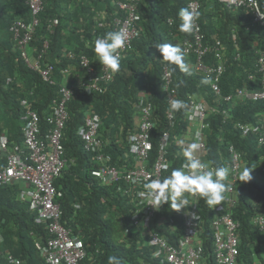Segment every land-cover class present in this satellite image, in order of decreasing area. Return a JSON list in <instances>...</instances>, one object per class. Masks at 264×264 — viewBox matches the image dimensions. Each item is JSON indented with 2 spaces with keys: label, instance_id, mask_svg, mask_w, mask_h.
Wrapping results in <instances>:
<instances>
[{
  "label": "trees",
  "instance_id": "obj_1",
  "mask_svg": "<svg viewBox=\"0 0 264 264\" xmlns=\"http://www.w3.org/2000/svg\"><path fill=\"white\" fill-rule=\"evenodd\" d=\"M190 1L139 0L137 13L140 15L141 30L130 49L122 54L119 71H111L112 79L102 85V93L88 92L78 83L67 104L68 118L62 137L65 167L54 180L56 190L61 193L56 201L62 212L61 225L83 242L86 261L93 264H107L108 256L121 258L123 264H161L152 258L149 248L138 245L141 237L133 230L130 220L137 201L119 190L122 184L106 187L91 177V171L101 166L94 161L92 154L83 150L79 131L84 127L86 114H97L100 118L98 137L107 163L119 170L132 169L134 161L128 152V137L136 132L138 112L135 105L141 96L148 95L155 124L151 133L153 147L149 166L156 157L158 141L164 132L169 133V144L166 150L167 168L161 179L186 162L179 139L186 134L193 136L195 128L186 120V108L174 111V126L168 124L161 71L164 65H169L162 60L155 46L173 43L183 49V42L191 41V33L180 31L182 21L178 16L179 10L186 8ZM197 1V20L205 38L204 44L214 45L220 41L225 47L221 92L215 95L208 83H202L204 78L191 67L189 75L175 65L172 67L176 70H170L172 88L176 99L183 100L186 105L188 97L194 96L203 98L212 109L205 119V161L211 167L226 166L227 146L232 144L242 157V170L246 166L253 168L252 179L240 181L235 190L236 205L232 216L239 223L237 264H256L257 261L264 264V234L252 222L255 216H264V177L259 171L264 166V144L258 143L256 135L244 136L236 128L237 123H253L261 118L264 102L225 101L227 96L240 89L257 87L248 81V75H255L257 80L259 78L255 49L264 54V27L254 24L244 8H229L219 0ZM257 1L264 12V0ZM42 2L44 10L31 43V52L35 54L44 42L48 44L43 63L53 67L54 86L43 82L38 73L25 65L8 31L11 22L17 18L30 21V11L24 0H0V135L5 134L11 146L22 143L24 122L19 101L28 99L31 108L39 115L41 129H46V117L52 101L58 98V85L66 83L62 71L72 67L78 69L76 62L66 58V53L71 51L76 56L84 53L98 69L100 61L94 52V41L113 31V20L119 13L115 0ZM99 14L102 15V28H97ZM54 18L58 19V25L50 31L47 24ZM168 20L172 21L171 25ZM236 54L240 55L238 61L234 59ZM184 58L189 65L194 62V57L184 54ZM204 61L215 63L211 54ZM224 110L227 117L222 114ZM17 188L18 185H11L0 189V264H10L7 255L18 259L21 264H45L37 246L44 245L50 237L47 224L36 223L35 213L17 199ZM215 207H209L203 198H199L201 264H216L211 228L216 215ZM152 227L169 243L176 244L182 237V214L172 210L169 204L162 205Z\"/></svg>",
  "mask_w": 264,
  "mask_h": 264
},
{
  "label": "built area",
  "instance_id": "obj_2",
  "mask_svg": "<svg viewBox=\"0 0 264 264\" xmlns=\"http://www.w3.org/2000/svg\"><path fill=\"white\" fill-rule=\"evenodd\" d=\"M229 8H244L252 18L254 24L264 27V12L257 0H219ZM30 11V21L15 19L11 22L8 31L20 53L25 65L39 74L41 80L51 86L56 85L52 78L53 67L43 63V56L48 44L44 42L41 50L35 54L31 52V43L40 23V15L44 10L42 0H24ZM115 7L119 13L113 20V31L124 28L128 33V41L120 54L130 49L132 41L141 30L140 15L137 13L139 0H115ZM195 12L199 11L197 0H191L187 7ZM99 14L97 28H102L103 23ZM171 25L172 21L168 20ZM58 25V19H51L47 29L52 31ZM191 41L183 42L184 54L194 57L190 64L192 70L208 79L210 90L215 95H220V80L225 72L224 50L222 43L217 41L214 45L204 44V35L196 19ZM256 53V73L249 74L248 81L255 83V89L243 88L235 94L225 98L226 102L238 100L240 102H264V54L258 49ZM211 54L215 63L207 64L204 60ZM66 58L76 62L80 72L79 85L88 92L102 93L103 84L112 79L109 68L100 63L98 69L92 64V59L86 54L76 56L73 52L66 53ZM235 60L240 55L234 56ZM71 70L64 69L62 75L67 78ZM161 79L166 93L167 111L165 113L169 126H174V111L170 108V101L176 99V92L172 88L171 71L167 65L162 67ZM10 80L8 79L7 82ZM58 98L54 99L50 111L46 117V129H41L38 113L31 108L28 99L19 101L23 109L22 143L10 145L5 134L0 135V189L6 186L18 185L17 198L28 205L31 212L35 213V221L38 224L46 222L50 237L42 246H37V251L45 264H93L86 261V251L83 242L73 236L70 229L61 225V208L56 201L61 197L54 186V180L61 175L65 167L63 159L64 148L62 145L63 130L68 118L66 107L74 95L75 85L62 83L58 85ZM138 112L136 132L128 137V152L134 161V167L130 170H119L109 165L103 153V144L98 137L100 118L97 114H86L84 127L80 129V140L83 150L92 154L93 159L101 167L91 171V177L102 186L122 184L121 192L130 195L137 202L130 216L131 224L135 232H139L140 247H147L152 252V258L161 264H201L203 250L200 245V216L198 214L199 194H189L190 205L180 212L183 219L182 237L176 244H171L167 239L152 227L157 211L149 204L141 193L144 191L143 184L150 178H161L167 166L166 150L169 144V133L164 132L158 141V151L153 163L149 166V157L152 150L151 133L154 129L153 107L148 95L141 96L135 105ZM186 120L193 126V142L201 145L197 155L204 161L206 154L205 119L207 113L212 110L203 98L188 97L186 105ZM227 117V112H222ZM236 128L244 136L256 135L258 143L264 144V115H261L253 123H237ZM192 142V143H193ZM228 161L226 166L230 168V175L226 179L230 190L225 193L222 205L215 207L211 228L213 233V251L216 264H237L239 255V239L237 231L239 223L233 219L232 209L236 205L235 190L239 185V173L242 171V157L230 144L227 146ZM184 164V163H183ZM182 164V165H183ZM182 167V166H181ZM214 168V167H213ZM264 177V166L259 169ZM254 226L264 234V216L257 215L252 219ZM161 225V223H160ZM10 264H21L11 255H7Z\"/></svg>",
  "mask_w": 264,
  "mask_h": 264
},
{
  "label": "clouds",
  "instance_id": "obj_3",
  "mask_svg": "<svg viewBox=\"0 0 264 264\" xmlns=\"http://www.w3.org/2000/svg\"><path fill=\"white\" fill-rule=\"evenodd\" d=\"M178 16L182 21L179 25L180 31L190 33L199 13L189 8H181ZM127 41L128 33L124 28L109 31L94 41V52L100 63L113 73L120 69L121 54L119 50L124 48ZM155 47L162 60L168 63L171 71L176 70L175 67H172L175 65L180 71L191 74L190 65L184 58V51L178 44L161 43ZM202 83H208V79L204 78ZM170 108L173 111H179L186 108V104L183 100L172 99ZM200 147L199 143H190L183 149L182 154L186 162L182 167L173 168L170 174L162 179L150 178L143 184L144 191L141 195L149 201L148 205L159 209L162 205L169 204L172 210L180 212L182 209L186 210L190 205H194L190 202L189 194H199L209 207L220 205L225 200V193L230 190V186L225 183L230 175V168L227 166L211 167L197 155ZM252 171L253 168L244 167L239 173V181H250ZM107 264H123V261L117 256H108Z\"/></svg>",
  "mask_w": 264,
  "mask_h": 264
},
{
  "label": "rangeland",
  "instance_id": "obj_4",
  "mask_svg": "<svg viewBox=\"0 0 264 264\" xmlns=\"http://www.w3.org/2000/svg\"><path fill=\"white\" fill-rule=\"evenodd\" d=\"M90 44V43H89ZM73 69H75L74 72H71V74L69 76H67L66 78V82L72 84V85H76L75 81L77 80V68L73 67ZM80 74V72H79ZM181 141H183V143H181ZM193 142V136L192 134H186V135H182L181 138L179 139V143L181 144L182 148H186L190 143ZM256 264H261L260 261H257Z\"/></svg>",
  "mask_w": 264,
  "mask_h": 264
},
{
  "label": "crops",
  "instance_id": "obj_5",
  "mask_svg": "<svg viewBox=\"0 0 264 264\" xmlns=\"http://www.w3.org/2000/svg\"><path fill=\"white\" fill-rule=\"evenodd\" d=\"M75 71V69H73V67H72V69H71V72H74ZM71 72H70V74H71ZM77 80L75 81V84L77 85L79 82H80V79H81V77H80V74H79V70L77 69ZM67 83V82H66ZM68 84H70L69 82H68ZM261 264H263V263H261Z\"/></svg>",
  "mask_w": 264,
  "mask_h": 264
}]
</instances>
